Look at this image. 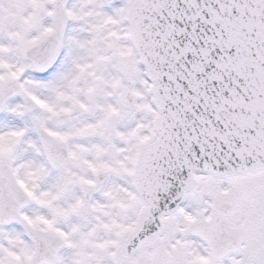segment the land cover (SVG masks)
Instances as JSON below:
<instances>
[{
	"label": "snow or ice",
	"instance_id": "obj_1",
	"mask_svg": "<svg viewBox=\"0 0 264 264\" xmlns=\"http://www.w3.org/2000/svg\"><path fill=\"white\" fill-rule=\"evenodd\" d=\"M0 264H264V0H0Z\"/></svg>",
	"mask_w": 264,
	"mask_h": 264
}]
</instances>
